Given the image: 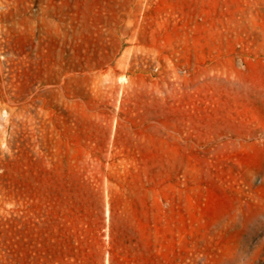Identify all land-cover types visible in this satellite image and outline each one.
Here are the masks:
<instances>
[{"label":"rangeland","instance_id":"rangeland-1","mask_svg":"<svg viewBox=\"0 0 264 264\" xmlns=\"http://www.w3.org/2000/svg\"><path fill=\"white\" fill-rule=\"evenodd\" d=\"M0 264H264V0H0Z\"/></svg>","mask_w":264,"mask_h":264}]
</instances>
